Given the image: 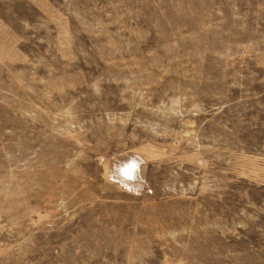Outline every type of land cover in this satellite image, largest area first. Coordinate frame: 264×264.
I'll use <instances>...</instances> for the list:
<instances>
[{"label":"rangeland","instance_id":"1","mask_svg":"<svg viewBox=\"0 0 264 264\" xmlns=\"http://www.w3.org/2000/svg\"><path fill=\"white\" fill-rule=\"evenodd\" d=\"M0 264H264V0H0Z\"/></svg>","mask_w":264,"mask_h":264},{"label":"bare ground","instance_id":"2","mask_svg":"<svg viewBox=\"0 0 264 264\" xmlns=\"http://www.w3.org/2000/svg\"><path fill=\"white\" fill-rule=\"evenodd\" d=\"M122 173L126 177L132 178V176H133V178H134L135 175H137V166H136V164L132 163V164L128 165L127 167H125L122 170ZM50 178H52V177H50Z\"/></svg>","mask_w":264,"mask_h":264}]
</instances>
